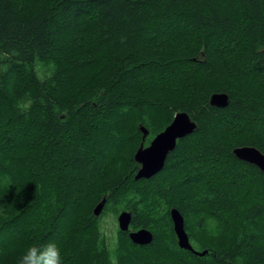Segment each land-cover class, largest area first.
Returning <instances> with one entry per match:
<instances>
[{
  "label": "trees",
  "instance_id": "trees-1",
  "mask_svg": "<svg viewBox=\"0 0 264 264\" xmlns=\"http://www.w3.org/2000/svg\"><path fill=\"white\" fill-rule=\"evenodd\" d=\"M181 111L195 129L136 179L139 127L148 145ZM245 145L264 154V0H0V264L67 242L60 264H264ZM172 208L204 254L178 246ZM124 210L149 244L105 233Z\"/></svg>",
  "mask_w": 264,
  "mask_h": 264
},
{
  "label": "water",
  "instance_id": "water-1",
  "mask_svg": "<svg viewBox=\"0 0 264 264\" xmlns=\"http://www.w3.org/2000/svg\"><path fill=\"white\" fill-rule=\"evenodd\" d=\"M227 103L228 96L225 93H213L210 97V104L213 106L224 107ZM195 126V122L190 119L186 112H177L171 122L157 133L148 145H144L148 131L144 126H140L139 129L142 133L141 143L134 152V160L139 165L135 178H149L161 170L167 155L174 149L176 141L190 134L195 129ZM233 154L236 158L256 166L264 173V154L257 148L247 145L239 146L233 149ZM103 204L104 198L93 208L94 215L100 214ZM170 217L178 246L197 255L204 254L205 252L199 253L193 249L185 230L184 219L181 213L177 209L172 208L170 210ZM131 219L132 213L130 211H121L117 215L118 229L124 232L127 231L129 239L134 244H149L152 240V233L146 228L129 230Z\"/></svg>",
  "mask_w": 264,
  "mask_h": 264
},
{
  "label": "rangeland",
  "instance_id": "rangeland-1",
  "mask_svg": "<svg viewBox=\"0 0 264 264\" xmlns=\"http://www.w3.org/2000/svg\"><path fill=\"white\" fill-rule=\"evenodd\" d=\"M101 222H102V227H103L105 233L111 238L112 241L115 240L116 230L118 229L117 215L116 216L111 215V214L105 215L102 217ZM7 235L11 236V240H9V241L11 242V244L15 243L14 247H17L19 245V244H17V238H19L20 241L24 238V237H22L21 232L15 233L12 230L10 232H8ZM3 239H4V237L0 235V241H2ZM85 241L86 242L83 245L84 249H82V252L84 250L87 251L86 248H90V241L87 239ZM73 244L74 243H72V242H71V244L69 242H67L65 244V247H62V248H60V244H59L58 249H59L60 254L63 252L64 249H66L68 247H69L68 251L71 248H73V247H71ZM0 250H1V244H0ZM6 251H7V248H4V249H2V251H0V253L5 254Z\"/></svg>",
  "mask_w": 264,
  "mask_h": 264
},
{
  "label": "clouds",
  "instance_id": "clouds-1",
  "mask_svg": "<svg viewBox=\"0 0 264 264\" xmlns=\"http://www.w3.org/2000/svg\"><path fill=\"white\" fill-rule=\"evenodd\" d=\"M21 264H60V252L54 245L50 244L43 251L32 248L23 257Z\"/></svg>",
  "mask_w": 264,
  "mask_h": 264
},
{
  "label": "bare ground",
  "instance_id": "bare-ground-1",
  "mask_svg": "<svg viewBox=\"0 0 264 264\" xmlns=\"http://www.w3.org/2000/svg\"><path fill=\"white\" fill-rule=\"evenodd\" d=\"M102 198H104V197H102Z\"/></svg>",
  "mask_w": 264,
  "mask_h": 264
}]
</instances>
